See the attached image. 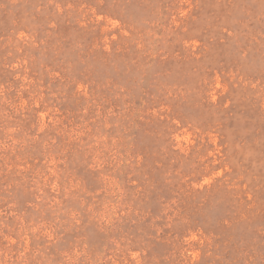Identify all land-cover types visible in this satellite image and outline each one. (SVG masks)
Segmentation results:
<instances>
[{"label": "rangeland", "instance_id": "obj_1", "mask_svg": "<svg viewBox=\"0 0 264 264\" xmlns=\"http://www.w3.org/2000/svg\"><path fill=\"white\" fill-rule=\"evenodd\" d=\"M0 264H264V0H0Z\"/></svg>", "mask_w": 264, "mask_h": 264}]
</instances>
